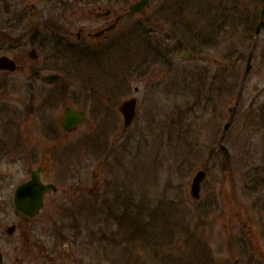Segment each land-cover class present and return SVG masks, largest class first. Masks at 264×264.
Returning <instances> with one entry per match:
<instances>
[{"label": "rangeland", "instance_id": "374dc122", "mask_svg": "<svg viewBox=\"0 0 264 264\" xmlns=\"http://www.w3.org/2000/svg\"><path fill=\"white\" fill-rule=\"evenodd\" d=\"M133 1L8 0L9 11L0 4V35L43 33L38 58L27 57L37 78L0 73V83L10 84L0 88L3 120L14 119L15 128L30 118L41 123L30 117V87L43 107L49 96H42L56 93L50 115L59 129L66 105L87 111L70 135L76 153L68 168L48 163L45 179L58 192L27 222L24 253L3 248L23 255L22 264H264V24L255 36L264 0H156L145 17L120 22L105 38L75 42L70 53L50 47L51 33L95 32ZM107 9L111 15H98ZM28 40L8 51L0 41V56L22 57ZM52 72L61 75L55 87L41 81ZM105 90L116 97L102 102ZM133 96L137 116L125 133L117 106ZM21 112L28 116L20 121ZM38 132L27 147L43 142ZM27 147L20 156L36 167L42 156L28 160ZM200 168L208 176L194 200L189 186ZM255 179L261 183L253 188ZM93 184L102 197L83 196ZM110 211L121 218H107ZM30 236L46 245L52 262L38 256Z\"/></svg>", "mask_w": 264, "mask_h": 264}, {"label": "flooded vegetation", "instance_id": "af4514ba", "mask_svg": "<svg viewBox=\"0 0 264 264\" xmlns=\"http://www.w3.org/2000/svg\"><path fill=\"white\" fill-rule=\"evenodd\" d=\"M3 1H5V7H6L5 10L6 9L8 11L11 10V5L10 3H8V0H0V4ZM20 11L21 10H16L12 13L13 16H16L14 17V19H17V17L18 18L20 17ZM111 13L109 15H111ZM98 15L102 18L109 16V15L102 16L101 13H98ZM19 19L21 21V18ZM19 19L17 20L19 21ZM10 20H12V18L7 19V24H9ZM113 22L114 20L106 24L105 26H103L101 29H105L107 26H109ZM113 29H111L110 31H112ZM31 31L33 33H20V34L11 33L10 31L9 32L7 31L6 33H3V35H0V41H2L4 45L6 44L5 47L7 51L9 49L12 50L13 48H17L18 46H21L23 43L22 41H24L26 36H29L28 44L30 46V49L27 51H26V48H23L24 50L22 51L23 53L22 57L21 56L18 57L15 55L14 57H10L9 55H7L13 60H15L16 64L19 67L15 70H0V73H20L21 75L24 74L27 76V78L30 79L31 82L35 78H37V75H38L37 70L33 68L31 63L27 62V57L29 59L30 58L34 59L32 58V56L34 55L36 57L34 60L38 58L39 53H38L37 46L43 40L42 39L43 33H38L37 29H31ZM79 31L80 33L79 32L73 33L71 31L64 30L63 32H66V33H59L61 34V37L57 35L58 33H51L50 38L52 39L48 40L50 42V47L55 48V50H58V51H62L63 47L65 46L69 47L70 49H73L74 47L78 45V44L76 45L75 42L81 43L82 40L84 39L85 40L89 39L91 42L98 41L99 39L105 38L106 35H108L110 32L108 31L105 33H100L98 35L97 33H92L91 28H85V27H80ZM26 52H27V56H26ZM41 81L44 82V84L53 86V87L58 85V83L53 84V83L44 81L43 75L41 76ZM8 85H10L9 80L7 81L3 79L2 83H0V88L2 86L9 87ZM3 90H5V88ZM136 90H138V88ZM120 91H121V88H120ZM108 94H110L112 97H116L117 95L111 92L108 93L106 91L105 97L101 98L102 102H105V103L108 102L109 98H111V96H109ZM42 98L44 99V101L47 98V101H46L47 106L46 105L44 107L42 106V103L38 100V95L36 96L34 94V90L30 87L29 94H28V100L30 101V104H29L30 117H32L34 114L36 118H38V115L41 116V118L39 117V120L42 123V125L40 123L37 126H33V122L35 121L34 118L25 119L23 125L19 126L18 128L11 126L16 121L14 122V119L13 121L10 119L3 120L2 118L3 112L1 111V106H4V104H0V134L2 133L0 136V243L2 244V246H0L1 264H22L25 261L24 259L25 257L23 255H21L22 257H20V255H17V253H15L13 254V256H11L9 249H7L6 247V251H5L3 248V245L7 246L8 244H10L13 246V250H15L16 252L21 250L22 253H24L26 240H27V222L34 219V218H31V217H28L22 214L21 212L17 210L15 200H14V195H15V191L18 188V186L29 181L32 178V171L34 169L40 170L41 179L43 182H46V183L52 182V181H47L44 176V174L47 171L49 161L54 162L55 164L59 162L61 163L65 162L64 164H62V166L64 167L62 169V172H63L65 169L68 168V166L70 165L75 155L74 147H73L74 144L71 145L72 142L71 143L68 142L70 139V135L73 134L74 132H69L65 130L62 127L61 122H60V129H61L60 130L58 127V122L54 121L52 119L53 118L52 115H50V113L51 114L53 113L51 109L53 106L52 101H53V98L55 101L56 93L50 94V95H43ZM48 103L50 104V106H48L49 105ZM103 106L108 111V106H106L105 104ZM118 106H117V109H118ZM49 108L51 112H48ZM119 114L121 115L120 112ZM21 116H22V119L27 117L28 116L27 112L26 114H24V112L20 113V121H21ZM14 117L16 120L18 119V115L16 112H14ZM27 120H29L28 123L32 125L31 128L30 127L28 128V126H26ZM132 124L130 128L132 127ZM8 125H10L11 127ZM23 129H28V130L26 131L22 139L20 136V133H23ZM129 129L125 131H129ZM36 130H40V132L38 133L43 135V142L42 141L37 142V146H35L34 148L27 147L29 142L33 143L32 142L33 138L35 139L39 138V137L38 138L33 137L32 135L33 131L36 132ZM14 134H18L19 136L17 137ZM28 134L31 135V137H28L27 136ZM132 134L136 135V133H133V131H132ZM23 146L29 149V155L27 156L28 160L29 159L34 160V158H36L38 154H40L42 156L43 161L40 162L36 167L28 166L26 159L20 156V152L22 153V150L20 149V147H23ZM10 151L14 153L19 151L18 157H12V158L6 157V155ZM88 152H89L88 154L90 153L92 154V152L90 151ZM93 153L96 154L95 150L93 151ZM101 162H102V158L101 160H99V163ZM67 163H69V165ZM58 176L60 175L58 174ZM70 178L74 179V176L70 175ZM204 181L202 183V189L204 186ZM257 183L259 184L261 182L257 180ZM248 184H253V181H251V183L249 181ZM95 187H94V184L91 185L89 187V191H86V190L84 191V195L88 196V198L89 197H93V198L102 197V195L97 196V192H95L96 190H94ZM55 193H51L46 196L45 205H44L42 212L47 207L49 196ZM57 208H62V207L58 206ZM89 208H95V207H89ZM57 236L59 239H61L62 235L59 236L58 234ZM29 241L32 242L33 244V250H34V247L35 249H37V253L39 257L45 260H49L50 262L53 261L55 256L50 255L47 252L46 245L40 242V239H38V237L32 239V237L30 236ZM67 244H69L70 246L67 252H70V253H67V252L66 253L71 254V245L70 243H67ZM63 246L65 247L66 243H63ZM235 264H240V263L236 261Z\"/></svg>", "mask_w": 264, "mask_h": 264}, {"label": "water", "instance_id": "95a60500", "mask_svg": "<svg viewBox=\"0 0 264 264\" xmlns=\"http://www.w3.org/2000/svg\"><path fill=\"white\" fill-rule=\"evenodd\" d=\"M153 0H135L129 7L128 10L118 15L116 22L108 27V30L115 26L120 20L126 19L130 15H145L147 8L150 6ZM110 11L108 10L106 14H109ZM264 20V6L261 10V21L258 24L257 32L260 31L262 23ZM104 31L96 32L98 35L103 33ZM184 56H187L184 53ZM252 59V53L249 55L248 58V65L247 69L250 68ZM6 68L14 70L16 68V64L13 60L9 59L7 56L0 57V69ZM44 80L49 82H57L59 79L58 74H52L43 77ZM136 104L137 99L132 98L129 100L124 101L120 105V111L123 113L124 116V127L128 128L133 121L136 115ZM86 113L82 110H75L70 106L66 107L65 114L62 117L63 126L68 130L76 128L80 123H82L85 119ZM206 177V172L204 170H199L193 179L192 186H191V195L194 199L200 198V190H201V182ZM51 189L55 190L56 187L53 184L44 185L40 181V170L34 171L32 180L29 182L19 186L16 191L15 202L17 205V209L21 212L29 214L30 216H35L39 213L40 209L43 207L44 204V196L46 192L50 191Z\"/></svg>", "mask_w": 264, "mask_h": 264}, {"label": "trees", "instance_id": "16d2710c", "mask_svg": "<svg viewBox=\"0 0 264 264\" xmlns=\"http://www.w3.org/2000/svg\"><path fill=\"white\" fill-rule=\"evenodd\" d=\"M221 143V141L220 142H218V145ZM220 150H221V152L223 153V154H225L226 156H229V153L226 151L225 152V150L227 149V148H225L224 146H220V148H219ZM112 212L110 211L109 212V214L107 215V218H115L117 221L121 218V215H117V216H113L112 214H111ZM110 216V217H109Z\"/></svg>", "mask_w": 264, "mask_h": 264}]
</instances>
